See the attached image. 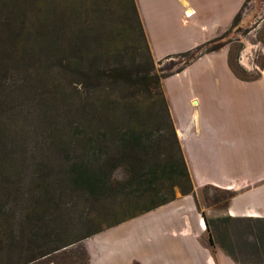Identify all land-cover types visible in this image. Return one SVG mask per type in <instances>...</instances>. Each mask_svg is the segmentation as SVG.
<instances>
[{"label": "trees", "instance_id": "16d2710c", "mask_svg": "<svg viewBox=\"0 0 264 264\" xmlns=\"http://www.w3.org/2000/svg\"><path fill=\"white\" fill-rule=\"evenodd\" d=\"M113 1L0 0V264H88L84 249L78 257L68 248L172 202L175 190L193 193L161 87L171 74L154 71L135 1ZM215 41L180 56L223 47L201 52ZM227 64L242 81L257 78L231 51ZM27 91L57 114L66 107L60 119L41 118L48 130L30 150L20 140L23 109L11 102H31ZM219 221L257 232L264 223Z\"/></svg>", "mask_w": 264, "mask_h": 264}, {"label": "crops", "instance_id": "0c3cea01", "mask_svg": "<svg viewBox=\"0 0 264 264\" xmlns=\"http://www.w3.org/2000/svg\"><path fill=\"white\" fill-rule=\"evenodd\" d=\"M134 1L158 63L218 37L244 0ZM227 56L228 47L203 54L162 79L161 87L194 193L225 191L231 197L224 216L264 221V64L257 79L242 81ZM144 215L149 224L115 241L114 254L101 253L97 264H240L201 243L205 222L193 195Z\"/></svg>", "mask_w": 264, "mask_h": 264}, {"label": "rangeland", "instance_id": "374dc122", "mask_svg": "<svg viewBox=\"0 0 264 264\" xmlns=\"http://www.w3.org/2000/svg\"><path fill=\"white\" fill-rule=\"evenodd\" d=\"M111 1L114 3L113 0ZM236 16V24L232 26L230 25L226 31L222 32L218 37L212 39L216 41L206 45L201 52L207 48H210L212 45L220 43L223 45V47H228V52H232V61L236 67H238L244 74L258 78L260 75V70L263 66H261V60L262 57H264V0H244L240 9L234 15V17ZM245 52L246 54L248 52V68H244L240 64V57ZM198 53H200V51H195L191 55L189 54L186 56H180L179 54V56L176 55L165 58L158 63L153 61L154 71L158 75L171 74L169 76H172L176 74L174 73L175 71L183 67L185 62L187 63L188 61H191L192 58L194 60L195 58L199 57L197 55ZM244 60L245 57L243 56V61ZM31 65H33V63ZM28 70L31 72V75L33 74L34 81L37 75L40 73V71L37 69V65H35V67L28 68ZM47 82L48 80L46 81L45 86H48ZM49 89L50 88H47L46 91L49 92ZM43 90L41 89V91ZM80 91L81 96H83V90L81 88ZM30 94L31 92L27 91L25 92L24 96H29L31 102L27 99L20 100V98L24 97L18 98L19 100L13 97L14 100H11V102H16L15 106L19 107L21 110L23 109L22 116L20 117H26L24 127L22 124L23 135H21L22 137L20 140H25V147H27L29 150L32 149L35 144L40 142L41 135L45 134V132L48 130V126L46 124L40 123L41 121H44L41 118H49L52 116L60 119L59 117L66 112V107L61 106V110L58 111L60 114H57L53 107H51V103L48 101L39 102L40 98L36 99V96ZM4 116L10 115L4 114ZM19 120L21 121L20 118ZM115 177L117 179H121L123 174L117 171ZM228 194L229 193L225 191L210 187L201 188L195 193L193 191L191 194V196L193 195L194 197L196 208L202 213V218L207 220L205 232L200 238L201 243L204 244L212 253L216 250H220L224 253L225 249L230 252L238 261H251L264 264V223L256 224L258 225L257 228L259 229L257 232L254 230L255 224H250L245 221H231L227 223L219 221L222 218L228 217L223 215L224 208L229 199ZM179 196H181L180 193L175 190V199ZM141 216L143 217L138 222L135 221L132 224H128L127 222L132 220L126 221L124 222L126 225L122 227H118L119 225H117L81 241L79 245H73L69 247L68 249L71 250L70 255L79 257L81 252L80 249L82 248V250L84 249L87 252L89 257L88 264L92 258L95 260L94 264H97L96 260L98 255H101V253H104V256L111 252L114 254L115 249L113 250V247L116 248V246H114L115 241L126 239L130 236L129 233L132 234L131 231H139L144 229V227L149 224V217H146L145 215ZM78 232L79 233L77 234L80 235L83 230L80 229ZM209 237L213 241L212 246L208 245ZM108 247L110 248L108 249ZM51 259L52 257L46 258L44 262L47 264H53L50 262Z\"/></svg>", "mask_w": 264, "mask_h": 264}, {"label": "built area", "instance_id": "2783aa9c", "mask_svg": "<svg viewBox=\"0 0 264 264\" xmlns=\"http://www.w3.org/2000/svg\"><path fill=\"white\" fill-rule=\"evenodd\" d=\"M189 14V13H188ZM187 13H185V16L186 17H189V15H188ZM243 56L245 57V63H244V61H243ZM248 52H247V54H246V52L240 57V64L244 67V68H248Z\"/></svg>", "mask_w": 264, "mask_h": 264}]
</instances>
